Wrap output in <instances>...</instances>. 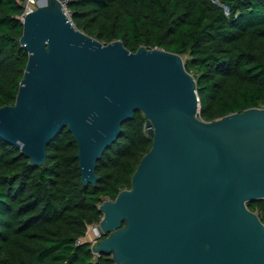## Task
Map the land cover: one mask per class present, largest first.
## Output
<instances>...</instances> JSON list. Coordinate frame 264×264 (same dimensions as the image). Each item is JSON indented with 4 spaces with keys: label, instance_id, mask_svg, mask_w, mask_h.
<instances>
[{
    "label": "water",
    "instance_id": "obj_1",
    "mask_svg": "<svg viewBox=\"0 0 264 264\" xmlns=\"http://www.w3.org/2000/svg\"><path fill=\"white\" fill-rule=\"evenodd\" d=\"M63 6L43 0L23 20L29 58L16 102L0 107V138L43 165L67 127L82 182L96 185L98 160L141 110L153 146L131 188L100 206L93 252L116 264H264V222L247 206L264 199V108L204 121L182 55L104 44Z\"/></svg>",
    "mask_w": 264,
    "mask_h": 264
},
{
    "label": "trees",
    "instance_id": "obj_2",
    "mask_svg": "<svg viewBox=\"0 0 264 264\" xmlns=\"http://www.w3.org/2000/svg\"><path fill=\"white\" fill-rule=\"evenodd\" d=\"M27 0H0V107L16 102L29 54L20 17ZM74 25L104 44L121 40L179 53L197 83L198 117L214 121L264 108V0H68ZM153 146L141 110L122 123L97 162L96 185L82 182L78 145L67 127L32 164L0 138V264H116L94 254L86 237L103 217L100 205L131 188ZM264 222V199L247 202Z\"/></svg>",
    "mask_w": 264,
    "mask_h": 264
},
{
    "label": "built area",
    "instance_id": "obj_3",
    "mask_svg": "<svg viewBox=\"0 0 264 264\" xmlns=\"http://www.w3.org/2000/svg\"><path fill=\"white\" fill-rule=\"evenodd\" d=\"M39 1L40 0H27L26 1L25 11H24L23 15L20 17V19H22V21L25 19L27 14L31 13L32 11H34L37 8V6L39 5ZM63 9H64V12L66 13L67 17L69 18V20L73 23L71 14L69 13V11L67 9L66 4L63 6ZM146 132L148 133L147 128H146ZM260 214L263 215L264 211H260ZM258 216H259V214H258ZM102 238H103V231L100 228V222H98V223H93V224L89 225V229H88V233H87L86 237L83 239H80L79 242H82V241L83 242H90L92 245V250H93V247L97 246L99 241ZM94 254H98V253H94Z\"/></svg>",
    "mask_w": 264,
    "mask_h": 264
},
{
    "label": "rangeland",
    "instance_id": "obj_4",
    "mask_svg": "<svg viewBox=\"0 0 264 264\" xmlns=\"http://www.w3.org/2000/svg\"><path fill=\"white\" fill-rule=\"evenodd\" d=\"M63 1V4L65 5L67 3L68 0H62Z\"/></svg>",
    "mask_w": 264,
    "mask_h": 264
},
{
    "label": "bare ground",
    "instance_id": "obj_5",
    "mask_svg": "<svg viewBox=\"0 0 264 264\" xmlns=\"http://www.w3.org/2000/svg\"><path fill=\"white\" fill-rule=\"evenodd\" d=\"M43 0H40L39 2H42Z\"/></svg>",
    "mask_w": 264,
    "mask_h": 264
}]
</instances>
